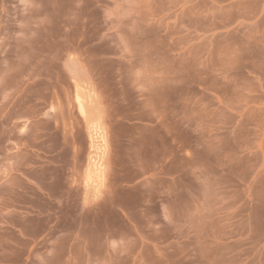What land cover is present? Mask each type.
Returning a JSON list of instances; mask_svg holds the SVG:
<instances>
[{
  "label": "rangeland",
  "instance_id": "1",
  "mask_svg": "<svg viewBox=\"0 0 264 264\" xmlns=\"http://www.w3.org/2000/svg\"><path fill=\"white\" fill-rule=\"evenodd\" d=\"M0 264H264V0H0Z\"/></svg>",
  "mask_w": 264,
  "mask_h": 264
},
{
  "label": "bare ground",
  "instance_id": "2",
  "mask_svg": "<svg viewBox=\"0 0 264 264\" xmlns=\"http://www.w3.org/2000/svg\"><path fill=\"white\" fill-rule=\"evenodd\" d=\"M78 87L75 89L74 86L73 100L77 114L85 124L86 133L90 140L89 147L91 148V154L88 158V164L84 172L85 176H82L84 177L82 181L85 190L87 188L96 193L102 188L105 180L104 161L107 153V131L102 122L101 111L95 106L94 96L89 93L85 94L83 92L85 90H81L82 88L79 89Z\"/></svg>",
  "mask_w": 264,
  "mask_h": 264
}]
</instances>
